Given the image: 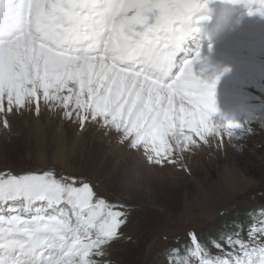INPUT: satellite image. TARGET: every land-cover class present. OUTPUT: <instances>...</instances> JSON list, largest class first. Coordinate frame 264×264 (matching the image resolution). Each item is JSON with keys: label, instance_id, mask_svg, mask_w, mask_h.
<instances>
[{"label": "snow or ice", "instance_id": "1", "mask_svg": "<svg viewBox=\"0 0 264 264\" xmlns=\"http://www.w3.org/2000/svg\"><path fill=\"white\" fill-rule=\"evenodd\" d=\"M233 2L264 17V0ZM205 11L206 0H0L2 128L10 116L46 111L58 130L91 126L147 166L187 171L186 153L219 148L240 127L212 123L219 77L194 72L199 52L177 60ZM95 187L55 164L0 172V264H112L131 208ZM249 215L247 240L242 226L221 231L213 254L189 231L162 255L167 264H264V208Z\"/></svg>", "mask_w": 264, "mask_h": 264}, {"label": "rangeland", "instance_id": "2", "mask_svg": "<svg viewBox=\"0 0 264 264\" xmlns=\"http://www.w3.org/2000/svg\"><path fill=\"white\" fill-rule=\"evenodd\" d=\"M243 7L233 0H206L212 34L224 32L220 43L204 50L207 56L212 48L209 61L223 66L224 76L237 82L233 86L222 83L220 91L215 88L217 111L211 121L218 126L231 120L241 122L247 136L241 147L215 156L205 152L209 147L204 146L195 162V151L186 153L187 171L150 167L140 154L109 143L95 128L77 134L71 124H64L60 129L66 143L59 155L56 148L61 145L55 140L59 120L49 119L46 111L39 119L24 113L8 118L10 130L0 123V172L19 174L55 164L65 172H84L111 203L128 205L131 211L120 229L122 238L109 248L112 264H167L163 250L187 242L189 231L201 239L213 231L240 230L228 223L232 219L239 226L246 224L241 235L247 240L249 214L264 208V17L249 16ZM227 36L237 45L235 49L224 46L229 42L221 44ZM242 78L247 87H241ZM217 165L227 166L230 173L222 178ZM227 177L232 180L230 188L224 186ZM203 199L210 203L199 206L197 202Z\"/></svg>", "mask_w": 264, "mask_h": 264}, {"label": "bare ground", "instance_id": "3", "mask_svg": "<svg viewBox=\"0 0 264 264\" xmlns=\"http://www.w3.org/2000/svg\"><path fill=\"white\" fill-rule=\"evenodd\" d=\"M210 7H212V5L210 6ZM203 15H207V17L208 18H210L211 17V13H209V11L208 12H205V13H203ZM243 15V14H242ZM241 15V16H242ZM241 16H239V17H241ZM207 18V19H208ZM206 19V20H207ZM206 20H203V21H200L197 25H195V27L196 28H198V31H195V32H192L190 35H197L198 34V36H204L205 35V33L207 34L208 33V29H209V27L206 25ZM253 20V19H252ZM255 20V19H254ZM207 37L209 38V36L207 35ZM186 38V37H185ZM210 39V38H209ZM223 42H229V43H231V45H224L225 47H227L228 49H235L234 48V46L235 47H237V45H234V42L227 36L225 39H223V41H222V43L221 44H223ZM236 44H238L239 45V43H236ZM206 49H209L210 48V46H207V47H205ZM236 50H240V49H236ZM213 49L211 48L210 49V52H209V55H207L206 56V53H201L200 54V61L199 62H197V63H195L194 65H193V69H194V72L198 75V76H200L201 78H203V79H208V80H211V79H214V78H216L217 76L219 77V79L217 80V83H216V86H215V88L216 89H218L219 91L221 90V88H222V83H224L225 85H229V86H233V85H235L237 82H233V80L231 81V79L229 80V79H227L226 77L227 76H229V75H225L224 76V73H226V70H225V68L222 66H220L219 64H217L216 62L215 63H213V62H211V61H209L210 59L209 58H212L213 56ZM210 56H212V57H210ZM230 77H232V76H230ZM235 77H237L236 75H235ZM241 78V77H240ZM243 80V78L239 81V83L242 85L241 87H247V85L248 84H246L244 81H242ZM250 83V82H249ZM254 89L256 90V89H258V87L255 85L254 86ZM259 91V90H258ZM216 92V91H215ZM260 94V93H259ZM262 94H264V93H262ZM261 94V95H262ZM248 117H250V116H248ZM248 117H246L245 118V120H247V118ZM235 120V119H234ZM237 120V119H236ZM240 121V120H239ZM231 122H234V123H237V124H239V123H241V122H237V121H232L231 120ZM247 122H251L250 120H248ZM214 125H219L218 124V122H216V121H213L212 122ZM226 123V122H225ZM227 124V123H226ZM221 125H222V123H221ZM220 125V126H221ZM225 125V124H224ZM240 125V124H239ZM252 125V124H251ZM223 126V125H222ZM248 129H250V127H248L247 126V130ZM61 131V129H57L56 130V132H55V135H56V138H55V140L57 141V144L59 143V148H56V149H58L57 150V154H59V155H63V153H62V150H63V144H65L66 143V138H64V135H62V131ZM230 132H231V135H225L224 136V138H223V142H222V145L219 147V148H216L214 145L213 146H208L209 147V149H208V151H205V152H209V153H212V154H214L215 156H220V155H222V154H224L225 152H226V150H228V149H230V148H232V149H234V147L235 148H238V147H241V145L243 144V143H245V138L247 137L246 136V134H245V131L244 130H242V128L241 127H239V129L237 130V128L236 129H231V130H229ZM248 140H249V138H248ZM240 143V144H239ZM65 149V148H64ZM205 150V148H204V146L202 145L199 149H197V150H195V155L193 154V159H194V162H195V158L197 157V156H199L201 153H202V151H204ZM56 151V150H55ZM65 155V154H64ZM55 158V157H54ZM224 160L226 161L227 160V158H224ZM216 168L218 169V172H219V175L222 177V178H224V177H226L227 176V174H229L230 173V171H231V169L230 168H228L227 166L225 167V165H217L216 166ZM234 171V170H233ZM197 182V180H193V184H195ZM196 185H198V183L196 184ZM224 186L227 188V187H229L230 188V186H232V180L229 178L228 179V177L226 178V181L224 182ZM228 191V190H227ZM227 191H226V193H227ZM205 194V192H203L202 193V195H204ZM209 200V199H208ZM208 200L207 199H203L202 201H198L197 203L199 204V206H203V205H208L210 202H208ZM217 201H219V200H217ZM214 203V202H213ZM211 205V204H210Z\"/></svg>", "mask_w": 264, "mask_h": 264}, {"label": "trees", "instance_id": "4", "mask_svg": "<svg viewBox=\"0 0 264 264\" xmlns=\"http://www.w3.org/2000/svg\"><path fill=\"white\" fill-rule=\"evenodd\" d=\"M242 218H244V217H242ZM242 218L240 219V222L242 221ZM228 223H231V225H237L238 226V224H239V222H236V219H232V220H230ZM230 225V226H231ZM242 226H245V225H243V224H241ZM208 235L207 234H202V236H201V239H203V241H206V242H208V237H207ZM241 237L243 238L244 236H242L241 235ZM125 262H123L122 264H124Z\"/></svg>", "mask_w": 264, "mask_h": 264}]
</instances>
